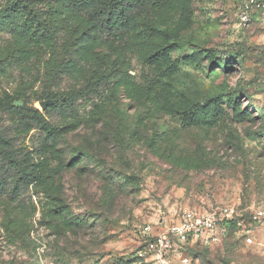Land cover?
<instances>
[{
	"label": "rangeland",
	"instance_id": "374dc122",
	"mask_svg": "<svg viewBox=\"0 0 264 264\" xmlns=\"http://www.w3.org/2000/svg\"><path fill=\"white\" fill-rule=\"evenodd\" d=\"M16 1L0 0V97L44 110L47 92L108 83L75 114H47L59 131L42 155L38 135L25 139L44 179L0 192V264L136 262L144 226L161 231L188 208L264 207V12L236 30L237 0H162L122 40L81 41L88 14L32 0L53 22L37 43L18 33ZM240 238L198 248V264H264V242Z\"/></svg>",
	"mask_w": 264,
	"mask_h": 264
},
{
	"label": "trees",
	"instance_id": "16d2710c",
	"mask_svg": "<svg viewBox=\"0 0 264 264\" xmlns=\"http://www.w3.org/2000/svg\"><path fill=\"white\" fill-rule=\"evenodd\" d=\"M68 11L88 14L92 24L88 32L79 36L81 41L89 39L90 32L101 38L122 40L135 27L140 15L156 13L162 6V0H60ZM32 0H17L12 9L24 19V24L17 28L18 33L28 37L30 41L46 43L53 37V22L46 19L45 13H39L32 5ZM72 69L74 61L68 60L64 65ZM107 75H100L85 85L69 92H47L43 98L52 99L53 103L44 110L33 104L21 102L16 105L19 97L10 94L0 97V114L3 123L0 125V192L9 191L12 197L19 195L31 184L44 179L38 169L39 164L32 162L33 150L23 145L25 139L38 135V144L42 155L59 131L47 118L50 112L58 114H75L78 100L95 96L108 83ZM14 177L9 183L8 177ZM240 206V205H239ZM233 236L231 232L228 236ZM241 239V238H240ZM205 245L188 246L186 252L196 258L194 252Z\"/></svg>",
	"mask_w": 264,
	"mask_h": 264
},
{
	"label": "built area",
	"instance_id": "2783aa9c",
	"mask_svg": "<svg viewBox=\"0 0 264 264\" xmlns=\"http://www.w3.org/2000/svg\"><path fill=\"white\" fill-rule=\"evenodd\" d=\"M260 12H264V0H237L233 27L245 28L253 14ZM230 232L246 243L264 242V207L218 204L204 210L184 209L161 231H154L150 225L142 228L134 261L138 264H198L186 248L219 243ZM136 262L114 258L110 264Z\"/></svg>",
	"mask_w": 264,
	"mask_h": 264
},
{
	"label": "water",
	"instance_id": "95a60500",
	"mask_svg": "<svg viewBox=\"0 0 264 264\" xmlns=\"http://www.w3.org/2000/svg\"><path fill=\"white\" fill-rule=\"evenodd\" d=\"M53 103L52 99H47L39 102V105L45 109L47 106H50ZM22 103L20 101L16 102V105L20 106Z\"/></svg>",
	"mask_w": 264,
	"mask_h": 264
}]
</instances>
